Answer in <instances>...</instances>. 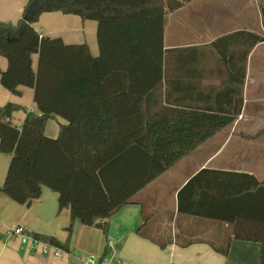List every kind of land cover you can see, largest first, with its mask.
I'll list each match as a JSON object with an SVG mask.
<instances>
[{
	"label": "trees",
	"instance_id": "16d2710c",
	"mask_svg": "<svg viewBox=\"0 0 264 264\" xmlns=\"http://www.w3.org/2000/svg\"><path fill=\"white\" fill-rule=\"evenodd\" d=\"M189 1L172 0L165 7V0H28L16 22L0 20V56L8 61L1 84L18 95L20 86L32 88L38 109L26 110L19 127L12 116L22 106L10 101L0 106V152L11 155L0 193L29 204L46 186L59 194V209L71 210L70 234L79 219L107 235L108 218L132 203L135 193L233 123L235 116L206 106L188 112L149 100L162 83L166 15ZM51 12L97 21L99 55L93 56L86 42L68 44L41 33L35 23ZM262 18L264 23V6ZM247 34L251 49L264 41ZM73 96H89L83 103L89 109L105 98L104 112L67 115L65 98ZM54 114L84 129L69 135L62 127L50 137L45 127ZM178 199L179 211L229 223L232 238L258 242L264 264V180L247 172L203 169ZM34 236L69 251V239ZM213 247L227 255L230 242ZM109 252L107 244L102 258Z\"/></svg>",
	"mask_w": 264,
	"mask_h": 264
},
{
	"label": "crops",
	"instance_id": "0c3cea01",
	"mask_svg": "<svg viewBox=\"0 0 264 264\" xmlns=\"http://www.w3.org/2000/svg\"><path fill=\"white\" fill-rule=\"evenodd\" d=\"M27 1L0 0V20L16 22ZM169 1L165 0V7ZM263 6L264 0H190L168 11L162 83L149 100L188 112L202 111L206 106L213 113L235 116V120L135 193L132 203L108 218L107 235L79 219L73 222L70 234L71 210L59 209V194L46 186L29 204L0 193V264H86L91 255L102 256L110 241L107 257L122 264H260L258 242L232 238L229 223L179 211L178 194L203 169L247 172L264 180V152L259 146L264 134V41L251 49L247 34L264 36ZM51 13L50 17H59L70 27L43 31L35 24L41 33L60 36L68 44L86 42L92 55H99L97 21ZM87 27H95L96 37L90 38ZM7 65V59L0 56V79ZM19 90L20 95L14 94L0 81V106L9 101L21 105L24 111H15L12 116V122L21 127L26 110L38 109L34 90L25 86ZM65 99V111L73 118L104 112L100 102L105 98L97 100L95 109L83 106L90 101L89 96ZM62 127L69 135L84 129L54 114L45 133L56 138ZM10 160L11 155L0 152V186ZM17 226L33 235H53L61 242L69 239V251L61 249V255L55 256L52 249L44 253L42 244H23L12 233ZM193 240L196 242L190 243ZM228 242L227 255L213 247H224Z\"/></svg>",
	"mask_w": 264,
	"mask_h": 264
},
{
	"label": "built area",
	"instance_id": "2783aa9c",
	"mask_svg": "<svg viewBox=\"0 0 264 264\" xmlns=\"http://www.w3.org/2000/svg\"><path fill=\"white\" fill-rule=\"evenodd\" d=\"M12 233L14 235H17L23 244H26V245L29 243L42 244V247H43L42 251L44 253L46 254L50 253V250L52 249L53 254L55 256L61 255V248L37 239L33 234L26 232L25 229L21 226H17L14 229H12ZM109 244H111V241L108 243V245ZM30 248H32V250L35 249L34 246H31ZM86 264H122V262L120 260L112 259L107 256L102 258V256L97 257V256L91 255L90 257L86 259Z\"/></svg>",
	"mask_w": 264,
	"mask_h": 264
},
{
	"label": "rangeland",
	"instance_id": "374dc122",
	"mask_svg": "<svg viewBox=\"0 0 264 264\" xmlns=\"http://www.w3.org/2000/svg\"><path fill=\"white\" fill-rule=\"evenodd\" d=\"M52 13H46L42 17V19L35 24L41 29V30H46V29H59V28H68L70 25H67L65 22H63L59 17L55 19L54 17H50ZM87 33L91 37L93 35L96 37V30L94 28L87 27ZM24 111L23 109H21ZM262 135V139L259 141V146L262 149V152H264V134ZM264 159V158H263Z\"/></svg>",
	"mask_w": 264,
	"mask_h": 264
}]
</instances>
